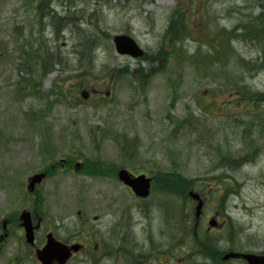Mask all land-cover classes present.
<instances>
[{
  "label": "rangeland",
  "instance_id": "rangeland-1",
  "mask_svg": "<svg viewBox=\"0 0 264 264\" xmlns=\"http://www.w3.org/2000/svg\"><path fill=\"white\" fill-rule=\"evenodd\" d=\"M40 1L0 0V235L3 219L19 217L23 211L41 215L45 233L53 232L65 244L75 238L87 244L68 264H91L93 248L99 264H123V253L116 248L127 250L129 235L143 246L151 236L157 243L166 241L157 231L164 227L168 214H176L173 216L178 219L179 210L190 200L154 190L148 200L140 202L108 168L105 176L98 177L83 174L77 166L83 160L89 171L95 170V162L101 159L137 173L162 171L165 178H177L178 171L186 178L199 179L197 182L205 180L208 186H217L219 180L213 178L219 175L235 178L240 187L229 193L224 205L236 223L230 233L236 239L233 246L264 251V115L261 118L250 113V108H238V93L235 85L231 86L245 83L252 90L264 91V66L256 72L250 70V63H243L259 59L262 64V44L234 40V52L206 60L210 66L201 71L187 58L201 43L203 56L220 53L209 36L218 37L220 28L235 26L239 14L231 8L242 2L180 1L189 14L204 3L202 14L209 23L193 26V20L202 16L195 13L190 22L193 37L183 43L185 53L173 56L165 71L155 64L159 71L151 75V64L142 58L118 55L112 39L104 33L112 37L129 32L145 51L155 52L178 0H53L52 6H59L58 11L51 8L55 26L45 14L44 31L39 33L36 8ZM44 34L48 38L46 49L55 60L51 69L39 76L41 65L34 62L29 63L32 71L36 68L34 73L29 67V75L22 74L37 84L36 89L48 93V99L38 94L19 96L13 83L20 80L21 53L43 55L40 43ZM92 38L97 40L95 69L83 73L84 67L78 66V49ZM225 65L231 67L234 77L225 72ZM125 66L137 76L150 74L144 88L127 72L115 74V68ZM81 83L84 86L79 91L76 87ZM78 95L82 100L75 98ZM228 102L229 108H223ZM252 115L257 116L255 120H249ZM188 117L192 122L184 120ZM181 120L184 122L178 126ZM116 135L121 136L120 142ZM253 137L260 146L254 161L235 169L219 164L218 155L227 149L244 154ZM62 159L69 160L68 168L43 183L36 190L38 197L27 192V179L32 174ZM203 195L207 200L205 213L219 212L217 205H212L217 201L210 187ZM140 211L150 215L153 230L146 221L137 225L146 215ZM11 232L0 245V264H40L35 248L25 242L22 228ZM38 237L40 247L45 239ZM218 240L219 246L226 247L224 236ZM201 252L216 256L214 249Z\"/></svg>",
  "mask_w": 264,
  "mask_h": 264
},
{
  "label": "trees",
  "instance_id": "trees-1",
  "mask_svg": "<svg viewBox=\"0 0 264 264\" xmlns=\"http://www.w3.org/2000/svg\"><path fill=\"white\" fill-rule=\"evenodd\" d=\"M182 0H178L176 8H174L170 15H169V20H168V25L165 31V34L163 36V41L157 51L155 52H147L145 53V56L142 58L143 61H147L149 64H151L149 68V73L153 75L154 73H158L159 70L156 68L154 65L158 64L163 68L162 70H167L171 58L177 57L179 55H182L185 53L183 43L187 40L193 37L192 30H191V24L190 22L193 20V15L197 12H201L200 15L201 17H197V20H193V26H198L199 28V23L207 25V22L209 23V20L206 19V17L202 14V11L205 10V5L203 4H197L195 8L193 9V13L189 14L183 10V4L180 2ZM242 2V5L237 6L236 8H231V11L235 10V12H238L239 18L237 19V22L235 26L232 29L228 28H220L217 32L219 36H209L210 42L215 46V42L218 44V48L220 50V53L216 55V52H211L210 55L205 54L206 56H203V53L201 51V46L202 43L200 44V41L198 43L200 44L197 48V50L193 53V55L187 56L188 60L192 65L195 66V68L198 71L202 70V67L210 66L211 62H206L212 61L213 59H218L219 57H225V55L230 54L231 52H234V47L232 42L234 40H241L245 42H252V43H260L262 44V50L260 51V58L263 59V63L260 64L259 59H257L258 62L256 61H248L246 62L245 60L241 59L244 61L245 64L250 63V70L251 71H256L258 72L261 68L264 66V0H240ZM239 2V3H241ZM202 20V21H201ZM104 35L110 39L111 35L108 33H104ZM92 43L96 45L97 40L93 39H88L83 46V48L88 44ZM41 47L43 48L44 45L41 44ZM46 55L43 56L39 53H37V58L36 61L37 63L42 62V70H43V75H45L47 72L52 67L54 56L53 54H49L48 51L46 50ZM89 56L87 58V69H93L95 60H96V53H95V48H92L89 50ZM188 55V54H187ZM240 60V61H241ZM204 61L202 64L201 62ZM242 61V62H243ZM198 62L197 64H195ZM82 67V66H81ZM227 67V68H226ZM225 72H227L232 78V71L231 67L228 65H225ZM128 68H122L119 71L122 72H127ZM134 78H137L139 81V85L144 88L146 83H147V77H149L150 74L147 73H141L137 76L136 71L134 72H129ZM230 84L232 83L231 81L229 82ZM235 85V89L237 90V101L235 102L238 106V108H250V113H258L259 117L262 118L264 115V110H261L264 107V91H259V90H251V87L248 85L242 83H236V84H231ZM84 84H79L78 87H82ZM228 86V87H231ZM202 106H205L203 104ZM226 115L227 112H225ZM256 115H252L249 120H255ZM190 121V120H189ZM184 121H179L177 124L180 126ZM105 133V132H104ZM103 133L101 134V136ZM249 146L247 151L244 154H240V156L234 154L230 149H227L226 153L218 155V159L220 158L219 164L222 166L229 167L230 169H235L237 166L240 164L242 165L246 161H254L256 159V156L258 155L259 148L260 146L258 145L256 139H250L248 140ZM97 169L92 170L91 173H106V163L103 161H98L97 162ZM178 175L177 178H165L167 181L165 182L167 186H169V191H175L176 189L178 190L179 195H186L188 190L191 188H197L199 190L205 191L206 188L198 186L197 180L199 179H192V178H186L181 174L180 172H176ZM166 176V175H165ZM230 176H227L225 174L219 175L217 177H214L213 179L219 180V184L217 183V187H212L218 195L219 191L222 192H228V190L239 188L238 183L236 182L235 178H229ZM228 180H226V179ZM221 179V180H220ZM224 184H229L224 187ZM217 190V191H216ZM223 199L226 198V196H222ZM202 234L197 235L195 238V245L197 250L201 251H206V252H211L213 251V236L210 235L209 233L206 232H201ZM215 251V250H214Z\"/></svg>",
  "mask_w": 264,
  "mask_h": 264
},
{
  "label": "flooded vegetation",
  "instance_id": "flooded-vegetation-1",
  "mask_svg": "<svg viewBox=\"0 0 264 264\" xmlns=\"http://www.w3.org/2000/svg\"><path fill=\"white\" fill-rule=\"evenodd\" d=\"M63 161V160H62ZM60 161H57V165L52 167L51 171H46V170H41L40 173H46V178L44 180L43 183H46L51 176L54 175V173H56L57 171H60L61 169L64 170V167H67V164L69 163V160L65 159L64 163ZM80 165L78 166L79 169L82 170L84 169L85 163L86 161H80ZM75 166V168L77 167ZM53 174V175H52ZM86 175H91V174H86ZM94 176V175H93ZM33 195H37L36 197H38L37 193H33ZM205 208V207H204ZM145 214V213H143ZM146 218L142 217L140 218L139 221H137V225L141 224L143 225V222L145 220L146 221V226H150V229L153 230L152 228V224L149 223L150 219V215L147 213L146 215H144ZM190 216V215H188ZM214 218L216 220V226L215 227H211L210 229L206 228V230L210 233L219 235L224 233V231L227 229L226 226V221L222 218V216L219 214V212L216 213H209L207 216V219H211ZM14 218L12 217L11 219L7 218L5 219L7 222L6 224H4V229H8L9 226L12 227L16 226H20V222L16 220V222H14ZM4 220V221H5ZM202 219L200 221V224L198 226L201 225ZM16 223V224H14ZM18 224V225H17ZM187 225L189 224V221L186 223ZM197 223H195L196 225ZM244 226V225H243ZM242 226V231L244 232V228ZM245 227V226H244ZM143 231H145V228H142ZM186 231H189V228L187 227ZM38 234H42L43 235V231L42 228L39 229V231H37L36 233V237ZM157 234L160 235L163 239H166V241H162V243H157L155 240L153 241L154 237L151 236L149 237V240L147 242H144L146 245H141L136 243L139 242L136 238H133L132 235H129V242H128V246H126V260L124 262V264H204V261H207L208 264H248L246 260L243 259V257H240L238 259H229V260H224V256L225 253L222 252H216V256H209L206 257L205 259L196 262L193 256H190V249H186V248H180V238H179V234H180V228H179V222L178 219L177 220H173V219H166V230L165 233H161V230L157 231ZM242 236V234H241ZM77 243L81 244V249L82 251L86 250L87 245L80 239L76 240ZM185 242H187L186 244L190 245L193 244L190 240V238H187L185 240ZM147 244H149L147 246ZM145 248H147L148 252L145 251ZM163 247L166 248V250H164L163 252ZM254 248L251 247L250 249L247 248L246 246L239 248L237 251L242 252V253H246V252H254ZM182 251V252H181ZM257 251V250H256Z\"/></svg>",
  "mask_w": 264,
  "mask_h": 264
},
{
  "label": "water",
  "instance_id": "water-1",
  "mask_svg": "<svg viewBox=\"0 0 264 264\" xmlns=\"http://www.w3.org/2000/svg\"><path fill=\"white\" fill-rule=\"evenodd\" d=\"M116 51L119 54L129 55L132 57L143 56L144 51L139 47L137 42L128 35L121 34L114 39ZM45 175L37 174L31 178L30 187L32 190L36 183L42 181ZM119 178L127 185L131 186L137 195L146 197L149 195L150 180L146 178L145 175H139L137 177L131 175L127 170L123 169L119 172ZM193 198L198 199L199 196L191 193ZM202 207V202L199 203L197 208V214H200V209ZM21 220L23 221V227L25 228V234L28 243L34 242V229L33 222L31 220V215L29 212L24 211L21 214ZM78 250V247H74ZM38 259L43 264H53L54 261H58L60 264H64L71 256L69 248L59 241H57L53 235L50 233L47 236L46 245L37 251ZM249 260L250 264H264V256L255 255H245Z\"/></svg>",
  "mask_w": 264,
  "mask_h": 264
},
{
  "label": "bare ground",
  "instance_id": "bare-ground-1",
  "mask_svg": "<svg viewBox=\"0 0 264 264\" xmlns=\"http://www.w3.org/2000/svg\"><path fill=\"white\" fill-rule=\"evenodd\" d=\"M84 45H85V44H80V47H79V49H78V56H79V57H77V58H78V62H79V64H80L81 66L84 67V71L88 72V71H91V70H92V69H87V68H85V67H87L86 62H87V58H88V56H89V53H88V52H89L90 49L94 48L95 45L92 44V43H88V44L83 48ZM73 60H74V59H73ZM69 62H70V61H69ZM94 67H95V64H94Z\"/></svg>",
  "mask_w": 264,
  "mask_h": 264
}]
</instances>
